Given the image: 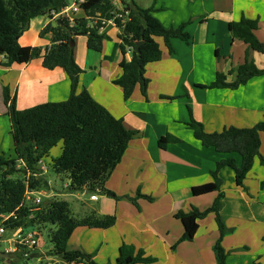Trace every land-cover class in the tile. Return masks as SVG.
Masks as SVG:
<instances>
[{
	"label": "crops",
	"instance_id": "obj_1",
	"mask_svg": "<svg viewBox=\"0 0 264 264\" xmlns=\"http://www.w3.org/2000/svg\"><path fill=\"white\" fill-rule=\"evenodd\" d=\"M184 1L190 5L180 13L167 7L164 0L146 6L154 8L153 16L165 28L190 21L185 27L186 41L170 39L171 53L162 38L155 37L161 58L145 67L149 81L147 99L137 85L130 98L124 100L121 88L112 83L122 73L120 60L131 58L130 51L121 54L120 29L111 22L106 24L100 52L87 49L85 36L74 39V60L82 70L76 92L86 90L112 116L120 118L127 130L137 132L105 183V189L117 198L99 194L98 210L93 211L102 217L114 216L115 224L107 229L79 227L66 244L67 250L91 254L98 264L114 263L123 243L154 258L149 264H216L212 247L219 233L214 214L196 221L189 241H179L184 230L175 214L188 212L192 207L200 211L208 208L216 193L193 196L191 188L212 181L211 171L217 162L233 159L239 166L241 156L202 146L185 126L189 110L206 132H219L230 126L252 127L264 120V75L251 78L236 90L196 86L209 85L216 73L233 81L245 54L258 67H264V54L232 39L227 28L230 21L257 19L254 33L259 41H264V13L236 0ZM82 16L79 12L74 17ZM55 18L31 19L19 44L50 47L51 35L40 36L39 32L48 23H54ZM3 60L0 55V122H9L3 87H8L18 110L68 98L70 82L62 68H43L41 58L8 67L2 65ZM166 134L180 141L161 150L157 141ZM260 153L264 156V133L260 134ZM218 177L224 193L220 215L227 228L222 239L228 252L226 264H264V190L259 187L264 180V167L255 158L242 187L235 184L230 167H222Z\"/></svg>",
	"mask_w": 264,
	"mask_h": 264
},
{
	"label": "trees",
	"instance_id": "obj_2",
	"mask_svg": "<svg viewBox=\"0 0 264 264\" xmlns=\"http://www.w3.org/2000/svg\"><path fill=\"white\" fill-rule=\"evenodd\" d=\"M122 2L123 8L115 10L111 0H87L82 4L83 16L74 18L72 23L68 19L56 17L54 23H48L39 32L40 36L51 35L50 47L41 48L21 46L18 40L28 29L31 19L39 16L52 18L61 11L67 0H0V55L4 58L2 65H21L41 58L43 68H62L70 82V93L66 100L46 102L23 110L16 108L15 99L10 97L8 87H3L2 90L15 157L8 159L0 155V224L5 216L13 214V217L3 223L6 229L21 225L29 217L33 226H54L55 230L49 234L53 248L48 256L59 259L57 264H98L91 254L80 250H67L66 244L75 229H107L115 224L116 219L114 216L102 217L94 213L75 218L71 214L69 204L64 200H53L48 206L31 212L29 207L22 204L26 188L37 191L47 186L45 180L34 178L37 173L41 175L37 165L61 142L60 155L51 160L50 165L56 174H65L69 181L65 190L73 193L86 189L117 198L105 189V183L129 142L137 134L136 131L127 130L120 118L112 116L86 90L76 92L82 70L73 56L75 37L85 36L87 49L100 52L103 48L104 33L98 30L100 23L97 27H87L90 23L88 18L100 15L105 20L113 19L115 26L121 30L118 35L121 54L124 55L127 47H131L130 60H120L122 73L112 81L121 88L124 100L130 98L137 85L141 95L147 99L149 81L145 77V67L161 58L155 37L162 38L170 53L173 51L170 39L186 41L188 37L185 27L190 23L189 20L176 27L165 28L153 16V7H140L134 0ZM116 14H122L123 19L116 18ZM227 28L232 39H238L254 52L264 54V41H259L254 33L258 28L257 19L240 18L230 21ZM137 43H140L138 52ZM262 75L264 67H258L245 54V61L236 69L233 81H227L223 73H216L214 81L209 85L196 86L236 90L251 78ZM185 126L202 146L212 147L221 153L236 152L241 156L239 166L233 159L217 162L211 171L212 181L191 188L193 196L216 193L208 208L200 211L192 207L188 212L179 211L175 214L184 230L179 241L191 240L196 221L210 213L214 214L219 235L212 251L216 264H226L228 252L222 246V239L227 234V228L220 215L224 193L221 190L222 181L218 177V171L225 166L232 168L235 184L242 187L255 158H258L259 164L264 167V156L260 153V134L264 133V120L252 127L230 126L219 132H206L203 125L194 120L189 110V120ZM179 141L180 139L166 134L157 141V145L164 150L168 144ZM20 165L22 168H18ZM259 187L264 190V180L260 181ZM138 196L151 200L150 197L139 193ZM154 261L155 259L146 256L142 249H135L134 246L123 243L114 263L107 264H149ZM0 264H8L7 259H0Z\"/></svg>",
	"mask_w": 264,
	"mask_h": 264
},
{
	"label": "rangeland",
	"instance_id": "obj_3",
	"mask_svg": "<svg viewBox=\"0 0 264 264\" xmlns=\"http://www.w3.org/2000/svg\"><path fill=\"white\" fill-rule=\"evenodd\" d=\"M154 1L156 0H134V2L138 6L143 8H146V6H150L154 3ZM112 2H115V0H112ZM228 2H231V0H228ZM236 2H239L241 5H252V9H257L258 13H264V0H236ZM164 4H166L167 7L170 6L171 9H174L177 12L179 11V13L187 11L188 5H190L187 1L184 0H179V3H174L172 2V0H164ZM119 5L120 4L114 3V9H118L120 7ZM6 121L7 120L0 122V155H3L5 158L8 159H13L15 155L13 151L12 139L9 132L10 125L9 122ZM61 146L62 144L61 142H59L55 147H53L49 151L48 156L43 158L41 162L37 165V169L41 171V175L37 173L34 178L39 179L41 181L45 180L47 182V186H43L37 191H34L32 197H38L40 199V203L37 206L32 205L31 202H27L26 206L33 209H41L48 206V204L53 200H64L69 204L71 214L75 218H83L91 215L92 213L96 214L93 211L98 210V197H100V195L95 192H89L86 189L73 193L67 192L65 190V185L68 180L65 174H56L52 170L50 165L51 160L59 157L61 152ZM18 168H22V166L20 165ZM91 194L96 195V197L98 196L97 201L91 202L89 200V196ZM25 221L27 223H30V217L27 218ZM33 230L37 236L36 247L33 249L32 253L35 255V257L23 258L20 251L13 252L8 255V258H6L8 264H57L60 262L59 259L48 256V254L53 248L49 234L51 231L55 230V227L52 225H45L43 227L33 226ZM9 238H11V233L9 231H6L0 237L1 252H5L8 249L9 245L6 243V240Z\"/></svg>",
	"mask_w": 264,
	"mask_h": 264
},
{
	"label": "built area",
	"instance_id": "obj_4",
	"mask_svg": "<svg viewBox=\"0 0 264 264\" xmlns=\"http://www.w3.org/2000/svg\"><path fill=\"white\" fill-rule=\"evenodd\" d=\"M87 0H67L66 5L61 9V11L57 14H54L55 17H61L68 19L70 23H72L73 19L76 18L74 17L77 13L81 12L82 13V4L86 3ZM114 3L120 4L118 9H122V0H115V2H112L111 4L113 5ZM125 14L127 12L125 11ZM116 18H122V14H116ZM90 20L89 25L87 27L91 26H96L98 23H100V26L98 27L99 32H102L106 24L112 23L114 26L113 19L111 20H105L104 18L100 17V15H96L95 17L88 18ZM127 51H131V47H127ZM69 181L66 183L68 184ZM34 191L26 188L22 200V204L26 206L27 202H31L32 205H38L40 203V199L38 197H32ZM97 197L96 195L92 194L90 195V200H96ZM31 212L37 211L38 208H29ZM10 217H13V214L5 216L0 224V237L6 232L9 231L11 233V238L6 240V243L9 245L8 249L5 252L8 253H13L20 251L21 255L23 258H29L32 253L33 249L36 247V241H37V236L36 233L33 230V226L30 223H27L24 221L21 225L15 226L13 228L6 229L4 226V222L7 221ZM30 230V231H28Z\"/></svg>",
	"mask_w": 264,
	"mask_h": 264
},
{
	"label": "water",
	"instance_id": "obj_5",
	"mask_svg": "<svg viewBox=\"0 0 264 264\" xmlns=\"http://www.w3.org/2000/svg\"><path fill=\"white\" fill-rule=\"evenodd\" d=\"M139 45H140V43H137V44H136V52H138V47H139ZM31 257H35V255L32 254V255L30 256V258H31ZM6 258H8V253H6V252H1V251H0V259H6Z\"/></svg>",
	"mask_w": 264,
	"mask_h": 264
}]
</instances>
